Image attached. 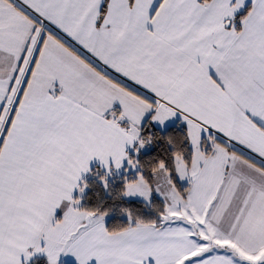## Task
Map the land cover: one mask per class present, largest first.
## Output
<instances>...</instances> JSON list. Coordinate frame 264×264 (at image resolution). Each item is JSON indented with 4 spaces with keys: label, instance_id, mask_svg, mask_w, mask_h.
<instances>
[{
    "label": "snow or ice",
    "instance_id": "obj_1",
    "mask_svg": "<svg viewBox=\"0 0 264 264\" xmlns=\"http://www.w3.org/2000/svg\"><path fill=\"white\" fill-rule=\"evenodd\" d=\"M264 264V0H0V264Z\"/></svg>",
    "mask_w": 264,
    "mask_h": 264
},
{
    "label": "crops",
    "instance_id": "obj_2",
    "mask_svg": "<svg viewBox=\"0 0 264 264\" xmlns=\"http://www.w3.org/2000/svg\"><path fill=\"white\" fill-rule=\"evenodd\" d=\"M64 260L69 264H75V261L71 257H66Z\"/></svg>",
    "mask_w": 264,
    "mask_h": 264
},
{
    "label": "rangeland",
    "instance_id": "obj_3",
    "mask_svg": "<svg viewBox=\"0 0 264 264\" xmlns=\"http://www.w3.org/2000/svg\"><path fill=\"white\" fill-rule=\"evenodd\" d=\"M61 264H68V263L64 260V258H62Z\"/></svg>",
    "mask_w": 264,
    "mask_h": 264
},
{
    "label": "trees",
    "instance_id": "obj_4",
    "mask_svg": "<svg viewBox=\"0 0 264 264\" xmlns=\"http://www.w3.org/2000/svg\"><path fill=\"white\" fill-rule=\"evenodd\" d=\"M40 264H45L43 258H41V260H40ZM68 264H69V263H68Z\"/></svg>",
    "mask_w": 264,
    "mask_h": 264
}]
</instances>
